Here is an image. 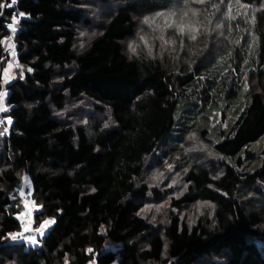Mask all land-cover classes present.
<instances>
[{"label": "trees", "instance_id": "16d2710c", "mask_svg": "<svg viewBox=\"0 0 264 264\" xmlns=\"http://www.w3.org/2000/svg\"><path fill=\"white\" fill-rule=\"evenodd\" d=\"M96 1L115 4L99 25L84 0H17L0 8V102L8 24L20 13L16 57L27 69L5 86L11 124L0 135V264H264V146L249 148L264 143V0H202L207 25L195 53L181 49L185 35L176 33L174 44L139 46L133 54L123 42L139 20L176 0ZM80 24L97 30L79 50ZM80 97L112 122L89 131L59 114ZM220 107L239 112L213 133L215 152L227 160L223 172L194 164L189 190L173 197L168 222L157 228L142 214L151 190L161 196L140 182L146 160L181 125ZM22 172L40 206L36 223L54 219L39 245L8 240L21 228L8 189ZM200 200L215 204L213 218L191 225L174 213ZM108 239L121 244L119 252L105 248Z\"/></svg>", "mask_w": 264, "mask_h": 264}, {"label": "rangeland", "instance_id": "374dc122", "mask_svg": "<svg viewBox=\"0 0 264 264\" xmlns=\"http://www.w3.org/2000/svg\"><path fill=\"white\" fill-rule=\"evenodd\" d=\"M201 2L202 0H196V2L192 0H176L169 10L148 17L147 20H139L135 34L124 40V50L129 54H133L139 46L151 49L156 45L158 46L157 43L161 42L174 44V37L177 36L173 35H176V33H183L185 38L183 36V38L179 40L181 49L187 48L188 53H195V46H198L199 34H201L202 29L204 30V26L202 25H207V23H201V21H203L202 15L204 14H199L198 12ZM194 4L195 7L191 6ZM83 6L87 7L89 10L88 14L92 17L93 25H99L103 22L102 15L104 12L102 11L112 9L115 7V4L100 3L96 0H84ZM197 15L199 16L197 17ZM20 17L19 14L13 16L12 21L8 24L10 34L5 38V47L9 57L5 60L2 69L3 89L1 90L2 100L0 102V107L4 110L0 111V121H2V123H0V133L9 131L11 124V118L8 114L10 106L6 102L8 91L5 86L18 77H24L27 70L25 66L18 62L16 57L15 35L18 30ZM206 19H204V21H206ZM91 27L92 28L81 24L78 26V34L75 41L76 49L80 50L83 48L88 43L91 35H94L97 27ZM13 28L15 31H13ZM156 34L162 40H158ZM186 38H189L190 43L187 42ZM248 88L249 85L245 84L246 91ZM59 114L73 125L86 126L89 131H91L97 123L108 125L112 122L108 111L99 112L94 107L93 102L86 97L71 100L67 108L63 111H59ZM238 115L239 112L232 115L230 108H228L226 112H224L221 107L217 108L215 111L213 110L212 113H209L208 116L202 118V122L197 121L193 125H181L182 130L178 128L177 131L174 132L173 139L161 145L155 155L148 157L140 182L147 183L151 189L160 191L161 196H155L151 190L149 197L146 199L142 214L153 221L157 228L161 225L163 227L168 222L170 212L173 211V197L179 198L189 190V182L186 179V175L194 164L210 166L212 167L211 169L214 175H221L224 169L222 163L227 160H225L222 155L215 152L213 144L217 138L213 133L216 132L215 129L218 126H225V128H228L229 123L227 121L233 117L238 118ZM177 132L178 135H176ZM263 146V142H258L251 145L249 148L261 150ZM221 161L223 162L221 163ZM229 161L232 162L230 159ZM8 191L9 194L14 197L15 205L18 209V218L23 220L27 215L29 217L34 214L35 216L31 218V221L37 222L36 212L40 206L33 197L28 173L22 172L19 180L11 186ZM250 195L249 193V195L246 196L248 197ZM215 210L216 206L214 203L207 200H200L193 204H185L181 209L174 208V213L176 215L178 214L182 220H186L191 225H194L201 217L205 219H207V217L210 219L213 218ZM45 221H54V219L47 218ZM41 224L35 223V226L40 227ZM52 224L53 223H50L45 226V230L42 231L43 234L40 232L38 236L43 237L46 230H48ZM14 236L15 234H12L8 240L15 242L13 239ZM39 237L35 238L36 242L30 240L28 244L39 245ZM4 239L0 238V243L4 242ZM5 242H7V240H5ZM121 247L120 243L114 242L111 239H108L105 244L106 249H112L115 252H119ZM65 263L69 264V260L66 259ZM94 263L95 259L90 262V264ZM5 264L23 263L18 259H13L6 261ZM115 264H118V262H115ZM199 264L207 263L206 260H201Z\"/></svg>", "mask_w": 264, "mask_h": 264}, {"label": "built area", "instance_id": "2783aa9c", "mask_svg": "<svg viewBox=\"0 0 264 264\" xmlns=\"http://www.w3.org/2000/svg\"><path fill=\"white\" fill-rule=\"evenodd\" d=\"M17 5V3L15 4ZM35 215L32 214L26 218H24L23 220H20V224H21V228L19 231H17L15 234V241H30L28 239V237H35L37 238V236L39 235L40 232H37L36 229L39 227L35 226L36 222H32L31 218L34 217ZM45 229L43 228L41 231H44ZM94 264H97L96 262Z\"/></svg>", "mask_w": 264, "mask_h": 264}, {"label": "snow or ice", "instance_id": "6c2138e0", "mask_svg": "<svg viewBox=\"0 0 264 264\" xmlns=\"http://www.w3.org/2000/svg\"><path fill=\"white\" fill-rule=\"evenodd\" d=\"M17 3V0H10L9 3H7L6 5L5 4H0V8H4V7H8V8H11L13 7L15 4ZM20 16H23L24 14L23 13H20L19 14ZM13 31H15V29L13 28ZM10 67V65H9ZM4 109L2 107H0V111H3ZM0 123H2V121H0ZM0 135H3V133H0ZM50 223H54V221H45L43 224L40 225L39 228L36 229L37 232H41L42 233V229L45 228V226L49 225ZM13 239H15V236L13 237ZM29 240H31L32 242H36L35 241V237H28Z\"/></svg>", "mask_w": 264, "mask_h": 264}]
</instances>
